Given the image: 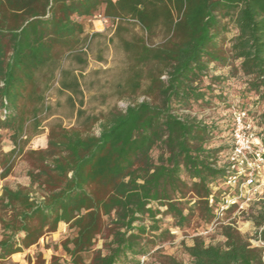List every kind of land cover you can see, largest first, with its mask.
I'll list each match as a JSON object with an SVG mask.
<instances>
[{
  "label": "trees",
  "instance_id": "obj_1",
  "mask_svg": "<svg viewBox=\"0 0 264 264\" xmlns=\"http://www.w3.org/2000/svg\"><path fill=\"white\" fill-rule=\"evenodd\" d=\"M95 15L108 19L107 42L123 64L100 95L115 105L90 112L81 80L102 35L91 29ZM67 60L79 68L63 67ZM239 75L264 127V0H0V141L12 145L0 150V180L18 158L27 179L0 188V264L60 224L68 235L43 249L61 255L46 262L38 251L28 264H183L160 246L171 227L212 223L226 177L222 149L210 147L214 126L191 112L226 103L220 86ZM53 90L67 116L54 113ZM44 127L46 147L27 149ZM251 221L264 245V207ZM220 230L221 245L195 237L182 246L190 264H263L264 246L251 247L231 224Z\"/></svg>",
  "mask_w": 264,
  "mask_h": 264
},
{
  "label": "rangeland",
  "instance_id": "obj_2",
  "mask_svg": "<svg viewBox=\"0 0 264 264\" xmlns=\"http://www.w3.org/2000/svg\"><path fill=\"white\" fill-rule=\"evenodd\" d=\"M93 32L101 33L102 35L95 38L88 51L86 59V68L84 71V79L81 80L82 85L85 87V108L90 112L107 110L113 105L115 101L110 98L106 105H102L100 102L102 94L111 92L112 84L118 78L120 70L123 64V55L116 44H108V38L110 37V30L107 27L102 28L95 23L91 25ZM137 33V29L135 30ZM234 34V31L228 34L227 38H230ZM161 36L158 35L153 39L154 43H159ZM228 47V46H226ZM100 57L98 60L97 57ZM63 67L78 69V65L72 61H65ZM212 67V66H211ZM229 68H216L213 70L214 75H220L222 77H228ZM208 79L204 80L207 84ZM245 78L239 76L230 77L225 81L221 87L222 91L226 94V103L219 101H213L211 106L203 107V109H193L191 112L196 115L198 119L205 121L207 124L214 126V135L210 143L212 148L222 149L218 155V162L223 164L225 161V155L229 150L230 143V129H231V115L230 112L235 109H248L249 113H252L256 119H259V114L262 112V107L255 104L254 98L243 99L241 91L243 90ZM218 89V88H216ZM58 102L57 106H53L54 113L58 116H67L68 107L64 104V96L56 93L53 90L49 94V103L54 105V101ZM141 100V98L139 99ZM127 103L118 102L117 107L120 109L125 108ZM259 126L262 124L258 120ZM73 122L63 120V125L66 127L72 126ZM47 128L44 127L42 134L33 138L27 149L38 150L46 147ZM12 148V145L7 139L0 141V150L4 153L8 152ZM1 172V170H0ZM26 165L21 159L15 161L11 175L4 180H0V188L2 186H8L9 188H15L16 186H26L27 179L25 177ZM264 207V188L263 194L260 196H254L252 201L247 205L243 213L234 214L231 213L225 218L229 223L236 228V230L243 235L251 245V247H261V243L256 240V227L251 219L256 217L261 208ZM172 222L171 220H167ZM172 239L164 242L160 247L164 255L172 256L183 264H190L187 255L183 253L182 246H191L193 238L200 237L203 239L205 245H221L223 243V237L221 236L220 226L215 229H210L209 226L198 225L196 220H192L189 227L179 230L171 227L169 229ZM68 235L67 227L63 224L58 225L55 233L47 234L43 236L37 246H32L23 253L17 256H11L9 262L5 264H28V258H31L36 252L42 251L43 258L46 262L50 260V257L55 255H61L60 251L53 253L52 249L44 250V246H53L59 244ZM100 243H98V247ZM30 256V257H29ZM143 263H149L152 258H141ZM264 264V262H263Z\"/></svg>",
  "mask_w": 264,
  "mask_h": 264
},
{
  "label": "built area",
  "instance_id": "obj_3",
  "mask_svg": "<svg viewBox=\"0 0 264 264\" xmlns=\"http://www.w3.org/2000/svg\"><path fill=\"white\" fill-rule=\"evenodd\" d=\"M90 21L104 29L109 22L101 15L93 16ZM230 115L229 150L224 163L218 162V166L225 167L226 177L219 203L215 206V218L208 225L210 229L230 224L225 218L227 211L234 208L233 215L243 213L254 196L263 194L264 127L258 125L257 119L250 115L248 109H235ZM212 197L208 198L209 205H213ZM261 246L264 245L261 243Z\"/></svg>",
  "mask_w": 264,
  "mask_h": 264
},
{
  "label": "crops",
  "instance_id": "obj_4",
  "mask_svg": "<svg viewBox=\"0 0 264 264\" xmlns=\"http://www.w3.org/2000/svg\"><path fill=\"white\" fill-rule=\"evenodd\" d=\"M10 150V149H9Z\"/></svg>",
  "mask_w": 264,
  "mask_h": 264
}]
</instances>
